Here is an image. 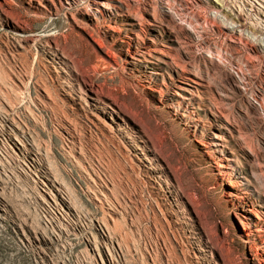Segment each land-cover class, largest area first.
I'll list each match as a JSON object with an SVG mask.
<instances>
[{
    "label": "rangeland",
    "instance_id": "1",
    "mask_svg": "<svg viewBox=\"0 0 264 264\" xmlns=\"http://www.w3.org/2000/svg\"><path fill=\"white\" fill-rule=\"evenodd\" d=\"M106 1L0 0V264H207L199 224L169 228L123 137L89 121L76 71L156 142L226 263L264 264V0Z\"/></svg>",
    "mask_w": 264,
    "mask_h": 264
},
{
    "label": "bare ground",
    "instance_id": "2",
    "mask_svg": "<svg viewBox=\"0 0 264 264\" xmlns=\"http://www.w3.org/2000/svg\"><path fill=\"white\" fill-rule=\"evenodd\" d=\"M91 1L95 5H97L98 9L101 8L102 6H106L107 3L106 0H91ZM76 72L77 73L75 74V77L78 80V82H81L80 94L78 95V98L81 101L84 110L87 111L86 112L87 118L92 124L108 128L110 131L120 134L123 137V141H125V143L128 145L129 149L128 148L127 149L131 151L133 156L137 158L141 170L145 173V175L148 178L150 176L151 186L157 190V193L160 196V200L157 204L159 208V213L165 220L168 227L169 228L174 227V229L179 228L178 223L179 224L182 223L180 222V218L182 219L181 221H184L186 219H191L193 222L199 224L202 232L201 233L202 238H204L207 244L205 245L206 247H203L202 249L199 248L198 252H196V255L202 258L203 261L205 260L207 264H227L220 247L218 246V244H216L213 241L210 232L206 228L203 221V216L198 212L193 200L189 196V193L185 191V189L180 187V185L178 184L177 178L175 176L176 173L174 174V172L172 171L173 169L170 168V165L167 162L168 160H166L167 158L160 152V150H158L159 148L157 147L156 142L150 137V135L146 132V130L143 129L142 126L138 127L137 129H133L130 127L127 119L131 118L134 120V118L130 115V113L127 110H124L120 106L118 101L115 100L113 97L111 96L102 97V95L100 94L99 84L94 79L86 78L85 75L83 76L78 71ZM185 77L186 79L188 78L192 79L191 77L188 76ZM192 81L195 83H200L194 79H192ZM186 83L188 82H182L178 84L176 90L177 92L178 90L182 92V93L181 92L178 93L179 94L181 93L184 99L187 98L190 99L191 96H188V93L193 94L194 90H192L191 87L189 86L190 83L189 84ZM192 86L195 85L192 84ZM193 123L194 122L189 124L195 126ZM227 129L229 128L227 127ZM125 143L123 142L124 145ZM209 145L212 146L213 151L223 152L225 147L224 135L215 131L213 133ZM227 158H228V162L225 167L227 169H232L233 168L231 163L232 158L229 157ZM221 166L222 165L217 164V168ZM2 167L3 164L0 163V169ZM160 173H164L165 176L167 177V180L164 181L165 185H167L165 188L164 185H162V182L160 180L161 178L156 175ZM226 173L229 172L226 171ZM152 175H156V176L151 177ZM170 176L173 181L170 179ZM243 179L245 178L243 177ZM243 179H238L236 181L238 185L241 186V188H239L240 192H238L235 188H233L234 191L233 192L230 191L228 193L229 196L242 197L243 199H246L248 198V196H250L249 194L250 192L242 190V188L248 189L242 187L243 185H245V183L248 182V181L247 182L243 181ZM231 185L236 187L235 183ZM39 196H41V198L43 199L44 195L43 193L39 192ZM99 200L101 204H103L104 201L100 198ZM107 208L111 212L112 208L110 203H107ZM251 211L254 210L251 209ZM0 215L1 218H4L3 213H1ZM110 217L114 219L112 216ZM260 231L262 232L259 233ZM263 232H264L263 229L262 230H260L259 228H257L256 230L251 229V231L248 232L247 234L248 240L250 242L254 241L256 239L255 235L257 234L261 235L263 234ZM190 236L191 238H196L194 235L190 234ZM39 240L43 241L44 237H40Z\"/></svg>",
    "mask_w": 264,
    "mask_h": 264
}]
</instances>
